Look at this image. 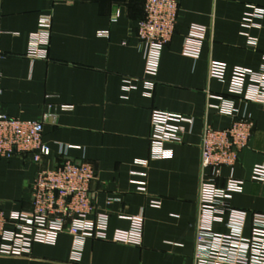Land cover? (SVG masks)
I'll return each mask as SVG.
<instances>
[{
  "label": "crops",
  "instance_id": "crops-1",
  "mask_svg": "<svg viewBox=\"0 0 264 264\" xmlns=\"http://www.w3.org/2000/svg\"><path fill=\"white\" fill-rule=\"evenodd\" d=\"M176 1L175 31L147 95L135 35L144 0H0V115L39 121L47 106L71 107L44 123L42 142L51 153L40 165L26 155L0 158V210L28 211L37 171L70 161L92 166L91 200L95 213L108 215L109 234L128 230L129 218H143L139 247L87 240L72 260L74 240L62 234L54 246L33 244L27 255L0 253V264H195L201 133L205 126L227 129L241 117L251 121V136L234 170L223 168L217 185L230 175L242 181V193L228 199L230 207L264 214V184L251 179L252 168L264 162V105L227 95L232 69L264 67V18L259 28L244 23L248 7L264 9V0ZM43 16L51 18L48 57L31 60L29 42ZM191 26L206 29L197 59L182 54ZM244 34L257 39L255 50L247 48ZM211 61L227 66L225 82L208 78ZM124 80L132 81L131 90H123ZM212 96L231 98L235 116L209 108L216 104ZM154 110L192 124L184 126L181 143L166 145L171 158L149 163L147 190L139 194L130 174L142 172L134 161L148 157ZM153 200L159 208L148 206ZM213 229L227 232L220 224ZM248 230L249 221L246 235Z\"/></svg>",
  "mask_w": 264,
  "mask_h": 264
},
{
  "label": "built area",
  "instance_id": "built-area-1",
  "mask_svg": "<svg viewBox=\"0 0 264 264\" xmlns=\"http://www.w3.org/2000/svg\"><path fill=\"white\" fill-rule=\"evenodd\" d=\"M178 2L176 0H144L143 17L137 22L135 35L142 52L144 65V88L150 95L154 88L163 48L170 42L176 26ZM264 18V9L249 6L244 23L249 28H259L257 22ZM206 29L191 26L183 43L182 54L197 59ZM51 35V18L40 17L36 33L31 37L27 57L31 60H47ZM246 46L257 48V39L244 34ZM0 53V59L2 58ZM227 66L211 61L208 65L209 79L225 82ZM1 77V74H0ZM132 81H123V90H131ZM0 87V95H1ZM227 95L245 103L264 105V67L260 71L234 68L228 80ZM215 105L209 108L219 114L233 117L237 113L231 98L212 96ZM71 107L47 106L39 121H18L0 115V158L15 154L26 155L40 165L50 156V149L42 142L45 122L56 121L59 112ZM192 120L177 114L154 110L150 117L148 157L134 161L142 172L131 173L135 190L145 194L147 170L155 160L169 159L172 150L166 145L179 144L184 126ZM252 123L241 117L223 130L205 126L200 137V188L195 233V264H264V214H251L230 207L231 195L241 194L243 182L230 175L224 185L217 181L223 168L234 170L237 154L245 148L251 136ZM94 171L87 162L65 161L56 167L39 169L30 187V209L8 214L0 210V253L23 256L31 251L33 244L54 246L58 237L67 234L73 238L72 260H78L83 243L109 241L121 245L141 246L143 218H129L126 231L116 230L109 234L108 215L95 213L91 200V184ZM251 179L264 184V162L251 170ZM149 207L159 208V201H149ZM249 221L248 235L245 234ZM215 224L223 225L226 233L215 232Z\"/></svg>",
  "mask_w": 264,
  "mask_h": 264
}]
</instances>
